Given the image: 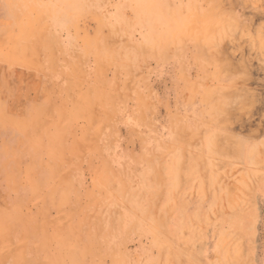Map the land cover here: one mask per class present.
Wrapping results in <instances>:
<instances>
[{"label":"rangeland","instance_id":"obj_1","mask_svg":"<svg viewBox=\"0 0 264 264\" xmlns=\"http://www.w3.org/2000/svg\"><path fill=\"white\" fill-rule=\"evenodd\" d=\"M0 264H264V0H0Z\"/></svg>","mask_w":264,"mask_h":264}]
</instances>
